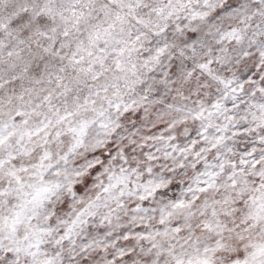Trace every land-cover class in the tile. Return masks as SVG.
Wrapping results in <instances>:
<instances>
[{"label":"snow or ice","instance_id":"1","mask_svg":"<svg viewBox=\"0 0 264 264\" xmlns=\"http://www.w3.org/2000/svg\"><path fill=\"white\" fill-rule=\"evenodd\" d=\"M227 7L0 0V264H264V28L221 26L184 89L168 55Z\"/></svg>","mask_w":264,"mask_h":264},{"label":"clouds","instance_id":"2","mask_svg":"<svg viewBox=\"0 0 264 264\" xmlns=\"http://www.w3.org/2000/svg\"><path fill=\"white\" fill-rule=\"evenodd\" d=\"M256 2L257 0H209L210 5H214L216 8H220L221 6L228 7L225 11H221L219 16L215 15V13L212 12L210 13L209 20L199 22L198 24L194 25V27H196L198 31L195 35L189 38V43L198 40L202 42L203 47L200 46V43H197L195 51H192L191 49L184 47L182 44H180L179 40H177L176 47L172 48L170 46L168 51V55L175 61L184 63L186 65H192V67L188 69V71H191L193 73L192 78L188 79L187 72H185V79L178 82L181 89H184L188 84L195 85L199 82V80L204 78L205 74L202 73L198 68H196L195 65L205 62L210 58L209 48L215 49L217 47L215 43V34L221 26L224 28H243L246 26V23H251L253 28L256 27V24H260L261 27L264 28V20H262V18L258 15L254 17L253 21H244L243 11L241 10L240 12H237L235 8L231 7V5L235 3L236 8L242 9V5L244 3L252 5ZM181 22H185L183 21V16L181 17ZM185 37H187V32L185 33ZM181 49H183L185 52V56L183 58H181L179 55ZM215 55L226 56V59H221L219 63H213L211 65L214 74L224 76L226 78H231L234 80V83H246V81L243 80V77L245 75H248V68L243 67V60L245 59V57L242 55V53H240L239 51H229L227 53L216 52ZM212 58L214 59V57ZM161 67L165 70L170 69L171 64L169 60L165 59ZM248 67H251V64H249ZM160 70V68H157L156 73L158 74ZM257 73H259V67L257 68ZM260 75H264V73H253V76L255 77L257 83H260ZM173 79H175V77ZM236 142L242 148L246 142H249V140L246 137L244 139H237Z\"/></svg>","mask_w":264,"mask_h":264}]
</instances>
